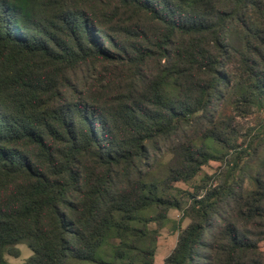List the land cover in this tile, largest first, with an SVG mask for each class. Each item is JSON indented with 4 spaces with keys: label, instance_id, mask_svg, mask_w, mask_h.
Segmentation results:
<instances>
[{
    "label": "trees",
    "instance_id": "obj_1",
    "mask_svg": "<svg viewBox=\"0 0 264 264\" xmlns=\"http://www.w3.org/2000/svg\"><path fill=\"white\" fill-rule=\"evenodd\" d=\"M167 226L164 264H264V0H0V264H154Z\"/></svg>",
    "mask_w": 264,
    "mask_h": 264
},
{
    "label": "rangeland",
    "instance_id": "obj_2",
    "mask_svg": "<svg viewBox=\"0 0 264 264\" xmlns=\"http://www.w3.org/2000/svg\"><path fill=\"white\" fill-rule=\"evenodd\" d=\"M262 115L260 113H253L247 118L237 117V121L244 126L245 129L250 127H255L260 121ZM263 153V150L261 151ZM256 164V163H255ZM227 168L224 162H219L215 160H211L207 165L203 166L201 173L192 181L191 184L179 183L178 186L187 188L189 191H193V186L198 185L205 175L212 176L215 173H223V171ZM247 183V182H246ZM246 188H251L248 183L245 184ZM183 206H186V201ZM182 211L177 209H171L169 211V215L173 220H178L181 216ZM190 223L189 218H185L182 222V226L186 227ZM152 226H155L154 224ZM178 240V231H174L170 226L164 227L160 231V236L158 239V246L156 251V261L154 264H164V259L172 252L174 247L176 246ZM260 249L264 253V240L259 242ZM19 248V255L13 256L10 254H5L6 264H22L31 254L32 250L25 244L19 243L17 245Z\"/></svg>",
    "mask_w": 264,
    "mask_h": 264
}]
</instances>
